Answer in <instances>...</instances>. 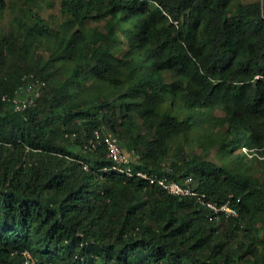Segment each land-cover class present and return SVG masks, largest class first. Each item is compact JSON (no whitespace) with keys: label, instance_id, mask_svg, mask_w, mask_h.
<instances>
[{"label":"trees","instance_id":"16d2710c","mask_svg":"<svg viewBox=\"0 0 264 264\" xmlns=\"http://www.w3.org/2000/svg\"><path fill=\"white\" fill-rule=\"evenodd\" d=\"M242 1L60 0L57 29L20 1L0 33V264H264V179L184 151L197 131L264 160V0ZM105 129L135 170L191 177L237 216L114 171L86 148Z\"/></svg>","mask_w":264,"mask_h":264},{"label":"rangeland","instance_id":"374dc122","mask_svg":"<svg viewBox=\"0 0 264 264\" xmlns=\"http://www.w3.org/2000/svg\"><path fill=\"white\" fill-rule=\"evenodd\" d=\"M25 2L28 7H31L34 12L38 16H40L46 25L49 26L51 29H57L65 19V16L60 13V0H13L9 2V7L4 11H0V33L1 34H9L13 28L16 27L15 18L20 17L21 13L19 12V3ZM263 0H243L244 3H255V2H262ZM86 27L89 29L98 28L101 31H104L106 28V21L101 23H96L94 21H90L86 24ZM38 45H34L33 50L31 51L32 58L35 60H39V62L43 59L45 60L50 56V52L48 50V46L52 44V42L46 41L48 43L43 42L41 39L37 40ZM49 44V45H48ZM127 47V45H125ZM125 47V49H127ZM16 61V58H10V60ZM5 66H2L4 68ZM168 80L172 79L171 74H165ZM60 80V79H59ZM92 83L89 82V86ZM94 86V85H92ZM96 87V86H95ZM98 90V88H94L93 91ZM26 93L32 94V89L30 87L26 88ZM91 91V88H90ZM42 93V92H41ZM217 116H224V114L216 113ZM104 129V128H103ZM227 128H223L222 130L216 129V135H222ZM106 130V131H105ZM103 131L108 132L107 129ZM203 132H191L189 135V140L185 144L184 151L185 153H190L191 151L195 150L196 153H203V149L201 148V142L204 144L209 145V153L207 154V159L218 164L224 165L229 169L240 170V171H248L252 175L260 177L264 179V160L258 159V154L256 152H246L242 150L231 151L230 140H225L228 142L227 147L223 149L221 141L217 140L216 143L210 145L209 140H200L199 136H202ZM65 138V137H64ZM66 138L69 141L66 144L72 143L76 140L75 136H69ZM65 140V139H64ZM171 153L170 159H167L164 163V166L167 167L170 164V161L176 155V144L171 145ZM71 148H75L73 144L70 145ZM98 148V147H97ZM126 149V148H125ZM124 151V150H123ZM127 151V150H126ZM125 152V151H124ZM130 155L133 161L137 162V157L133 154V152H126ZM247 154V155H246ZM257 158V159H253Z\"/></svg>","mask_w":264,"mask_h":264},{"label":"built area","instance_id":"2783aa9c","mask_svg":"<svg viewBox=\"0 0 264 264\" xmlns=\"http://www.w3.org/2000/svg\"><path fill=\"white\" fill-rule=\"evenodd\" d=\"M105 147L108 159L112 162V169L128 177H138L148 181L151 185L162 188L171 195L193 198L202 207L211 210L214 214L224 213L227 216H237V212L229 207V204L217 206L206 194L196 191L191 177L179 182L167 176L149 175L142 170H135L134 161L130 155L123 151L120 141L110 132L95 131L93 138L86 145L91 150L97 147ZM22 264H38L36 258L29 251L22 253Z\"/></svg>","mask_w":264,"mask_h":264}]
</instances>
